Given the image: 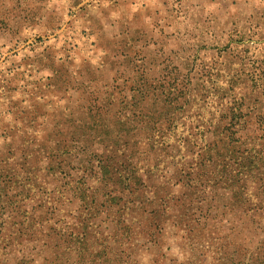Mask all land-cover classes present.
Listing matches in <instances>:
<instances>
[{
	"label": "rangeland",
	"instance_id": "obj_1",
	"mask_svg": "<svg viewBox=\"0 0 264 264\" xmlns=\"http://www.w3.org/2000/svg\"><path fill=\"white\" fill-rule=\"evenodd\" d=\"M111 84L112 94H127L137 84L144 94L168 87L190 94V127L208 129L210 142L233 112L246 113L236 124L240 140L258 142L264 0H0V150L4 142H19L23 129L66 126L77 94H107ZM181 195L166 212L161 234L145 238L142 249H127L122 264H264V238L244 231L249 221H235L241 212L225 215L231 205L214 201L208 218L196 224L190 213L209 207L188 208L191 193ZM65 245L56 251L47 242L46 254L34 256L17 252L19 243L10 256L0 255V264H76Z\"/></svg>",
	"mask_w": 264,
	"mask_h": 264
},
{
	"label": "trees",
	"instance_id": "obj_2",
	"mask_svg": "<svg viewBox=\"0 0 264 264\" xmlns=\"http://www.w3.org/2000/svg\"><path fill=\"white\" fill-rule=\"evenodd\" d=\"M140 85L127 94H112L114 84L107 94H77L66 126L23 129L19 142L1 145V256L19 243L17 252L36 256L47 242L56 251L62 242L76 264L86 256L89 264H122L127 249L161 234L166 212L187 191L184 206L209 207L191 212L192 222L203 223L219 201L231 205L222 213L241 212L235 221H249L244 231L264 238V129L258 142H241L236 124L247 114L233 112L217 141H207L208 129L190 127V94H144Z\"/></svg>",
	"mask_w": 264,
	"mask_h": 264
}]
</instances>
